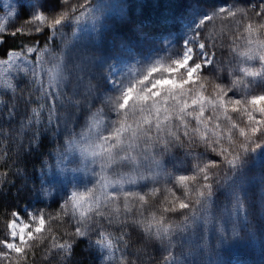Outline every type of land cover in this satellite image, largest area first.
Returning a JSON list of instances; mask_svg holds the SVG:
<instances>
[{
  "label": "snow or ice",
  "instance_id": "snow-or-ice-1",
  "mask_svg": "<svg viewBox=\"0 0 264 264\" xmlns=\"http://www.w3.org/2000/svg\"><path fill=\"white\" fill-rule=\"evenodd\" d=\"M0 264H264V0H6Z\"/></svg>",
  "mask_w": 264,
  "mask_h": 264
},
{
  "label": "rangeland",
  "instance_id": "rangeland-1",
  "mask_svg": "<svg viewBox=\"0 0 264 264\" xmlns=\"http://www.w3.org/2000/svg\"><path fill=\"white\" fill-rule=\"evenodd\" d=\"M6 2V0H0V15H3L6 9H4L3 5Z\"/></svg>",
  "mask_w": 264,
  "mask_h": 264
},
{
  "label": "trees",
  "instance_id": "trees-1",
  "mask_svg": "<svg viewBox=\"0 0 264 264\" xmlns=\"http://www.w3.org/2000/svg\"><path fill=\"white\" fill-rule=\"evenodd\" d=\"M138 2H142L143 3V2H146V0H138Z\"/></svg>",
  "mask_w": 264,
  "mask_h": 264
}]
</instances>
